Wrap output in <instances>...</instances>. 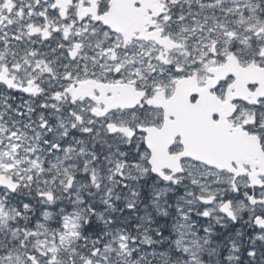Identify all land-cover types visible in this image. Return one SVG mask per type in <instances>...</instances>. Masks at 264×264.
Wrapping results in <instances>:
<instances>
[{"label": "snow or ice", "instance_id": "obj_1", "mask_svg": "<svg viewBox=\"0 0 264 264\" xmlns=\"http://www.w3.org/2000/svg\"><path fill=\"white\" fill-rule=\"evenodd\" d=\"M0 264H264V0H0Z\"/></svg>", "mask_w": 264, "mask_h": 264}]
</instances>
